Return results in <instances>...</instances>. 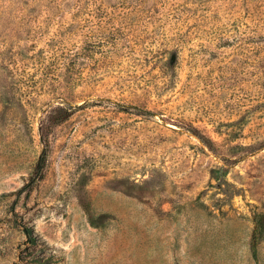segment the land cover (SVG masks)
<instances>
[{
  "label": "rangeland",
  "instance_id": "1",
  "mask_svg": "<svg viewBox=\"0 0 264 264\" xmlns=\"http://www.w3.org/2000/svg\"><path fill=\"white\" fill-rule=\"evenodd\" d=\"M259 212L264 0H0V264H264Z\"/></svg>",
  "mask_w": 264,
  "mask_h": 264
},
{
  "label": "trees",
  "instance_id": "2",
  "mask_svg": "<svg viewBox=\"0 0 264 264\" xmlns=\"http://www.w3.org/2000/svg\"><path fill=\"white\" fill-rule=\"evenodd\" d=\"M47 157H48V150L46 147L42 152V154L40 155V158L37 163V167L39 171H42L44 169L47 162ZM27 233L30 237H32L33 235L32 230L27 229ZM263 235H264V212H259L255 215V229L252 234V242H251L252 256L255 260L259 259L258 245Z\"/></svg>",
  "mask_w": 264,
  "mask_h": 264
}]
</instances>
